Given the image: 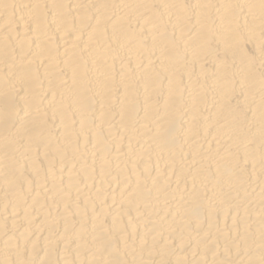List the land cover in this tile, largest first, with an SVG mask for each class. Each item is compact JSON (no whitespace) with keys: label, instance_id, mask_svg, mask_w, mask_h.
<instances>
[{"label":"bare ground","instance_id":"bare-ground-1","mask_svg":"<svg viewBox=\"0 0 264 264\" xmlns=\"http://www.w3.org/2000/svg\"><path fill=\"white\" fill-rule=\"evenodd\" d=\"M0 264H264V0H0Z\"/></svg>","mask_w":264,"mask_h":264}]
</instances>
